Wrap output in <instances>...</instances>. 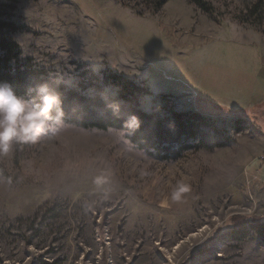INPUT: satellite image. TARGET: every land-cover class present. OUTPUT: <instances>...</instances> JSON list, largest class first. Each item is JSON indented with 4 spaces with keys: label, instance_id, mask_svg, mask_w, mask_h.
Instances as JSON below:
<instances>
[{
    "label": "rangeland",
    "instance_id": "rangeland-1",
    "mask_svg": "<svg viewBox=\"0 0 264 264\" xmlns=\"http://www.w3.org/2000/svg\"><path fill=\"white\" fill-rule=\"evenodd\" d=\"M157 1L17 0L24 28L12 37L91 94L118 96L105 78L117 73L151 89L146 111L165 98L187 110L197 94L252 114L240 130L215 118L207 133L226 144L176 160L137 148L129 131L60 118L36 143H13L0 155V264H264L260 235L230 234L233 215L264 220V7L206 0L208 14ZM177 181L191 188L181 203L170 198Z\"/></svg>",
    "mask_w": 264,
    "mask_h": 264
},
{
    "label": "trees",
    "instance_id": "trees-1",
    "mask_svg": "<svg viewBox=\"0 0 264 264\" xmlns=\"http://www.w3.org/2000/svg\"><path fill=\"white\" fill-rule=\"evenodd\" d=\"M191 1L204 12L212 13L206 0ZM165 2L158 0L156 8ZM263 7L264 0H257L251 11L257 14ZM16 8L17 0H0V82H8L18 94L26 97L35 94L30 90L47 84L51 93L59 94L62 101L56 106V118L67 123L87 129L129 131V138L137 148L161 159L176 160L191 149L213 150L226 144V141L213 139L207 133V129L214 128L215 118H230L234 128L240 130L252 114L247 108L221 105L197 94L190 109L179 110L173 101L165 98L162 104L146 111L140 107V100L152 94L151 89L117 73H109L105 78L118 88V96L91 94L85 87L69 86L39 67L33 57L24 55L20 44L12 37L13 33L24 28L13 19ZM92 74L93 78L97 77ZM263 105L264 102L256 106ZM230 221L232 238L242 240L254 232L264 239L261 217L248 218L237 214Z\"/></svg>",
    "mask_w": 264,
    "mask_h": 264
},
{
    "label": "clouds",
    "instance_id": "clouds-1",
    "mask_svg": "<svg viewBox=\"0 0 264 264\" xmlns=\"http://www.w3.org/2000/svg\"><path fill=\"white\" fill-rule=\"evenodd\" d=\"M30 91L35 94L26 97L18 94L8 82H0V155H7L13 143H36L52 128V121L58 115L56 106L62 103L59 94L53 95L47 84ZM110 179L111 173L104 171L95 178L94 184L99 188L109 184ZM190 191V185L177 181L171 201L181 203ZM164 203L166 205L167 201Z\"/></svg>",
    "mask_w": 264,
    "mask_h": 264
},
{
    "label": "built area",
    "instance_id": "built-area-1",
    "mask_svg": "<svg viewBox=\"0 0 264 264\" xmlns=\"http://www.w3.org/2000/svg\"><path fill=\"white\" fill-rule=\"evenodd\" d=\"M263 159H264V156H263Z\"/></svg>",
    "mask_w": 264,
    "mask_h": 264
}]
</instances>
